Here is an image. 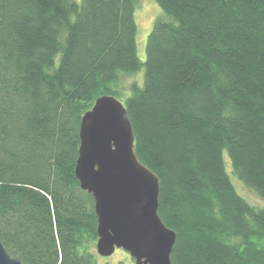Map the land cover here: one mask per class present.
<instances>
[{"label": "trees", "instance_id": "trees-1", "mask_svg": "<svg viewBox=\"0 0 264 264\" xmlns=\"http://www.w3.org/2000/svg\"><path fill=\"white\" fill-rule=\"evenodd\" d=\"M138 56L137 0H0V240L24 264H98L80 125L125 98L158 179L172 264H264V0H155ZM144 68V82L122 86Z\"/></svg>", "mask_w": 264, "mask_h": 264}, {"label": "water", "instance_id": "water-1", "mask_svg": "<svg viewBox=\"0 0 264 264\" xmlns=\"http://www.w3.org/2000/svg\"><path fill=\"white\" fill-rule=\"evenodd\" d=\"M76 176L92 194L98 218L96 251L123 249L136 264H172L176 232L159 216V179L135 153V135L124 103L99 97L80 125ZM0 264H24L0 240Z\"/></svg>", "mask_w": 264, "mask_h": 264}, {"label": "rangeland", "instance_id": "rangeland-1", "mask_svg": "<svg viewBox=\"0 0 264 264\" xmlns=\"http://www.w3.org/2000/svg\"><path fill=\"white\" fill-rule=\"evenodd\" d=\"M80 2V0H76ZM162 15V10L155 0H137L135 10V20L137 24V48L138 56L142 62L146 61V45L148 36L152 31L154 22ZM144 68L134 75H128L123 78L122 86L126 89L131 83L138 82L140 85L144 82ZM124 101L125 98H120ZM224 161L226 169L231 176L238 193L245 198L251 205L256 208H264V200L258 194L242 182L233 172L231 160L227 152H224ZM94 252L98 264H136L130 254L123 249H116L110 257H102L96 251V243L94 244Z\"/></svg>", "mask_w": 264, "mask_h": 264}]
</instances>
